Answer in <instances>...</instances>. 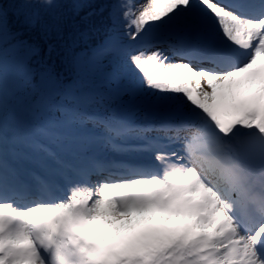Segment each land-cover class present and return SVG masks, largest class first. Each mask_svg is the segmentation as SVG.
<instances>
[{"label": "snow or ice", "instance_id": "obj_1", "mask_svg": "<svg viewBox=\"0 0 264 264\" xmlns=\"http://www.w3.org/2000/svg\"><path fill=\"white\" fill-rule=\"evenodd\" d=\"M0 264H264V0H0Z\"/></svg>", "mask_w": 264, "mask_h": 264}, {"label": "rangeland", "instance_id": "obj_2", "mask_svg": "<svg viewBox=\"0 0 264 264\" xmlns=\"http://www.w3.org/2000/svg\"><path fill=\"white\" fill-rule=\"evenodd\" d=\"M153 220H155V219H153ZM170 222H173V223H175V225L176 224H182V223H184L185 221H183V220H179V219H176V220H169V221H165V223L166 224H170Z\"/></svg>", "mask_w": 264, "mask_h": 264}, {"label": "bare ground", "instance_id": "obj_3", "mask_svg": "<svg viewBox=\"0 0 264 264\" xmlns=\"http://www.w3.org/2000/svg\"><path fill=\"white\" fill-rule=\"evenodd\" d=\"M145 221H146V220H145ZM145 221H143V222H145ZM143 222H142V223H143ZM142 223H141L140 225H138L137 228H138V227H141ZM171 225H172V224H171ZM169 226H170V225H169Z\"/></svg>", "mask_w": 264, "mask_h": 264}, {"label": "trees", "instance_id": "obj_4", "mask_svg": "<svg viewBox=\"0 0 264 264\" xmlns=\"http://www.w3.org/2000/svg\"><path fill=\"white\" fill-rule=\"evenodd\" d=\"M64 2H67V0H64Z\"/></svg>", "mask_w": 264, "mask_h": 264}]
</instances>
